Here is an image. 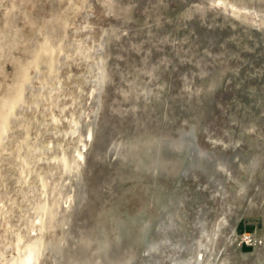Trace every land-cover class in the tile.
<instances>
[{
	"label": "rangeland",
	"instance_id": "374dc122",
	"mask_svg": "<svg viewBox=\"0 0 264 264\" xmlns=\"http://www.w3.org/2000/svg\"><path fill=\"white\" fill-rule=\"evenodd\" d=\"M0 264H264V0H0Z\"/></svg>",
	"mask_w": 264,
	"mask_h": 264
},
{
	"label": "built area",
	"instance_id": "2783aa9c",
	"mask_svg": "<svg viewBox=\"0 0 264 264\" xmlns=\"http://www.w3.org/2000/svg\"><path fill=\"white\" fill-rule=\"evenodd\" d=\"M247 240L252 242L253 238L248 236Z\"/></svg>",
	"mask_w": 264,
	"mask_h": 264
}]
</instances>
